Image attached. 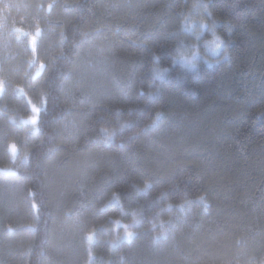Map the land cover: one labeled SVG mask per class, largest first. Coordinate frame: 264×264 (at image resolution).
<instances>
[{"label": "trees", "instance_id": "trees-1", "mask_svg": "<svg viewBox=\"0 0 264 264\" xmlns=\"http://www.w3.org/2000/svg\"><path fill=\"white\" fill-rule=\"evenodd\" d=\"M0 82V264L262 260L264 0H0Z\"/></svg>", "mask_w": 264, "mask_h": 264}, {"label": "rangeland", "instance_id": "rangeland-1", "mask_svg": "<svg viewBox=\"0 0 264 264\" xmlns=\"http://www.w3.org/2000/svg\"><path fill=\"white\" fill-rule=\"evenodd\" d=\"M35 42H36V37L33 36L30 39V41H29V45L34 46ZM216 43H217V40H216V38H214L212 41H210V42H208V43H206V44L203 45V47H204V53H202L201 51H198V53H197V51H194L191 54L185 55L184 56V61L185 62H188L189 64L190 63L192 64V62L194 60V57L198 56L199 58H202L206 62L210 63L211 62L210 58L216 56L222 50V44H221V47L219 49H217L216 46H215ZM34 109H36L35 113L38 114L39 109H37L35 107L33 108V110ZM33 119H35L36 122H37V117L36 116L30 117V118L24 120V122L25 123H29V124H35V123L32 122ZM11 149H13L12 146H11ZM120 226L123 227V230L121 229L120 233L118 234V236H119L118 238L119 239H124V240L125 239H128L129 237L127 236V232H131L130 226H127V225H124V224H121ZM125 226H127V228ZM115 229H116V226H115ZM229 264H231V263H229ZM253 264H264V257L262 258V260L257 261V262H255Z\"/></svg>", "mask_w": 264, "mask_h": 264}, {"label": "snow or ice", "instance_id": "snow-or-ice-1", "mask_svg": "<svg viewBox=\"0 0 264 264\" xmlns=\"http://www.w3.org/2000/svg\"><path fill=\"white\" fill-rule=\"evenodd\" d=\"M20 91H22V90H20ZM3 92H4V84H3V82H0V94H3ZM34 111H36V109H34ZM32 122H33V123H36V120L33 119ZM12 148H13V150H14V149H15V145H12ZM125 227L127 228V226H125ZM132 235H133V233H131V232H127V236H128L129 238H131Z\"/></svg>", "mask_w": 264, "mask_h": 264}, {"label": "clouds", "instance_id": "clouds-1", "mask_svg": "<svg viewBox=\"0 0 264 264\" xmlns=\"http://www.w3.org/2000/svg\"><path fill=\"white\" fill-rule=\"evenodd\" d=\"M6 7V6H5ZM216 40H217V43H216V48L219 49L221 47V43L222 41H224L223 37L220 35V34H217L216 36ZM209 68L213 67L214 65L212 64H208V63H205Z\"/></svg>", "mask_w": 264, "mask_h": 264}, {"label": "bare ground", "instance_id": "bare-ground-1", "mask_svg": "<svg viewBox=\"0 0 264 264\" xmlns=\"http://www.w3.org/2000/svg\"><path fill=\"white\" fill-rule=\"evenodd\" d=\"M136 236V235H135Z\"/></svg>", "mask_w": 264, "mask_h": 264}]
</instances>
